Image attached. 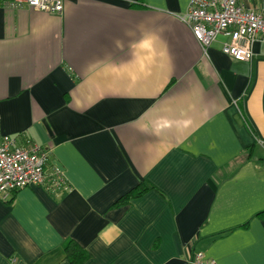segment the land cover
<instances>
[{"label": "crops", "instance_id": "obj_1", "mask_svg": "<svg viewBox=\"0 0 264 264\" xmlns=\"http://www.w3.org/2000/svg\"><path fill=\"white\" fill-rule=\"evenodd\" d=\"M188 3L0 6V129L69 186L0 196V264H264V41L204 54Z\"/></svg>", "mask_w": 264, "mask_h": 264}, {"label": "built area", "instance_id": "obj_2", "mask_svg": "<svg viewBox=\"0 0 264 264\" xmlns=\"http://www.w3.org/2000/svg\"><path fill=\"white\" fill-rule=\"evenodd\" d=\"M4 3L14 7L25 4L47 13L63 10V0H0V6ZM180 19L188 25L204 54L218 37H223V54L238 62H249L253 43L264 41V10L252 9L241 0H189ZM47 162L45 152L17 145L14 137L0 129V196L5 199L32 185L44 186L52 193L68 190L60 169L55 168L52 176L46 178ZM190 264L218 263L197 252Z\"/></svg>", "mask_w": 264, "mask_h": 264}, {"label": "trees", "instance_id": "obj_3", "mask_svg": "<svg viewBox=\"0 0 264 264\" xmlns=\"http://www.w3.org/2000/svg\"><path fill=\"white\" fill-rule=\"evenodd\" d=\"M145 190V187L138 186L125 196L121 197L116 203H122L126 199L138 197L145 192ZM64 249L71 264H83L88 259V253L73 240L65 242Z\"/></svg>", "mask_w": 264, "mask_h": 264}, {"label": "clouds", "instance_id": "obj_4", "mask_svg": "<svg viewBox=\"0 0 264 264\" xmlns=\"http://www.w3.org/2000/svg\"><path fill=\"white\" fill-rule=\"evenodd\" d=\"M187 123V122H185ZM172 124V121L168 120V119H163L159 125V127L161 128H165V127H169Z\"/></svg>", "mask_w": 264, "mask_h": 264}]
</instances>
